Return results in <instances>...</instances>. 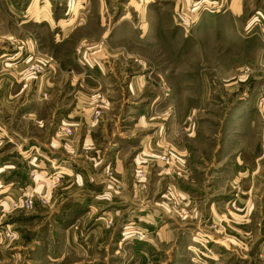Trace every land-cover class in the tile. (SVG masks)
Instances as JSON below:
<instances>
[{"label": "rangeland", "instance_id": "1", "mask_svg": "<svg viewBox=\"0 0 264 264\" xmlns=\"http://www.w3.org/2000/svg\"><path fill=\"white\" fill-rule=\"evenodd\" d=\"M242 2L244 12L236 16L238 0H0V152L16 143H49L57 135L64 153L46 155L57 160V155L82 154V160L103 174L108 191H133L142 197L155 192L158 202L179 220L191 216V201L174 190L177 185L172 187L169 178L190 190L185 179L193 166L167 148L169 139H175L170 136L184 133L182 140L190 152L207 161L206 169L193 175L194 187L201 192L209 185H224L225 177L216 181L217 172L233 163L240 152L253 174V225L244 229L236 223L244 232L234 231L235 240L229 245L235 253L223 245L217 252L225 258L222 264H230L234 257L247 264L242 256L248 253L245 245H251L255 264H264V0ZM195 4L203 5L197 14L192 11ZM187 11L189 21L182 16ZM38 21L44 22L37 25ZM82 71L101 81L99 94ZM142 79V93H131L132 80ZM99 109L102 113L97 116ZM76 111L90 113L91 122L74 119ZM105 112L108 131H91L85 140L86 125L98 128ZM132 112L155 116L147 122L160 127L147 126L142 131L134 126L137 120L131 118ZM111 123H115V133ZM158 128L160 139L165 136L164 145L144 150L140 140ZM112 140L122 145L125 140L121 152L123 159L126 154L125 174L112 160L116 147L109 144ZM64 144L71 146L69 151ZM35 154V161H46ZM36 170L29 167L27 176L15 170L11 176L17 173L21 183L25 179L36 183ZM229 172L226 169V177ZM242 186L235 185L238 193ZM28 192L34 205L29 209L11 206L14 218L0 222V264H47V254L33 242L48 236L50 232L45 231L50 224L56 225V219L60 222L63 217L69 224L76 217V203L70 204L69 212L49 215L46 210L62 205L58 198L42 202L44 195L35 189ZM233 204L229 210L237 212L238 205L233 209ZM221 208L228 210V206ZM84 225L79 222L74 231L82 232ZM108 225H114L112 219ZM140 233L143 239L137 231L134 239L146 241L148 231ZM192 242V247L185 240L180 243L176 264H210L203 252L207 251ZM109 260L94 264L121 261Z\"/></svg>", "mask_w": 264, "mask_h": 264}, {"label": "crops", "instance_id": "2", "mask_svg": "<svg viewBox=\"0 0 264 264\" xmlns=\"http://www.w3.org/2000/svg\"><path fill=\"white\" fill-rule=\"evenodd\" d=\"M243 9L244 4L242 0H238L237 7L233 13L236 16H240L244 12ZM38 22L36 23L37 25L44 21ZM250 25L251 23H249L248 29L250 27L252 29V26H254ZM98 69L101 70L99 67ZM82 72L85 79L88 78L94 82L95 93L96 95L99 94V91L102 89L101 81L88 75L87 71ZM97 78L99 79V77ZM84 84L87 87H91L90 83L86 81ZM144 84L145 81L143 79L138 82L136 81V83L132 80L131 86L128 87L130 88L129 91L134 94L142 93ZM139 111L141 112L142 108ZM72 114L74 115V119L81 120L85 118V120H89L90 122L92 120L91 114L87 112L76 111V113ZM131 114L133 115L131 118L137 120L134 126L141 127L142 131L146 130L147 126L149 129L157 126L160 127L159 123H153L151 126V123L147 122L154 119L155 116L150 118L145 113L136 115V112H132ZM108 116V113L104 114L102 123L98 128H93L90 124L86 125L85 140L91 136V131H101L103 133L108 131ZM111 125L113 133L115 123H111ZM178 134L170 136V138L174 136L175 139H169L167 148L174 150L175 153L177 152V155H181L193 166L189 175L190 177L185 179V185H189L191 188L190 190H186L185 188L183 190L179 186L180 184H177L178 182L176 184L172 183L171 180L173 178H169V180L171 186L177 185L174 187L176 192H183L184 195L186 194V196L190 197L191 216L187 220H179L176 215L170 213L171 211L166 205H161L158 202L155 192L150 197H148L150 192L146 197H142L139 193H134L133 191L122 193H116L112 189L108 191L107 181L103 177V174L98 173L96 170L94 171L91 165L87 163V160H82L80 158L82 154L57 155L59 158L57 160L46 155L45 153L49 152L51 154L57 152L64 153V150L60 148L62 142L59 144L56 138L57 135H55L52 136L49 143H33L30 146L26 143H16L9 149H4L0 152V222L2 218H14L13 212H10L11 201L17 197L18 193L35 189L36 192L41 193L48 200L51 197H57L58 204H62L58 208L57 205L53 211L46 210L45 214L51 215L54 211L58 214H63L64 212H69L71 205L74 203L77 205L76 213H74L76 217L73 222L71 221L72 223H64L63 217L60 222L56 219V225L50 224L49 228L45 231L51 234L48 233V236L41 239L42 245L40 244L41 241L33 242V244L38 246L37 250L41 249V253L47 254V264H65L70 259H74V261L68 264H94L99 261L103 262L106 258L109 259V257L110 262H114L116 258L121 259L118 262L120 264H176L180 243L185 240V244L192 247V239L195 242H199L207 251V253L203 252L210 258V264H222L225 258L217 252V248L223 245L228 250L227 252L232 250V254H234L236 251L235 247L233 246L232 248L229 245L232 244L230 243L231 241L235 240L234 231L239 232L242 230V234L245 227L247 229V226L251 227L253 225L251 213L253 210L254 181L253 178L251 179L250 165L242 161L240 152H238V156H236L233 163L222 168L221 172H217L216 181L219 178L223 180L225 177L224 185H209L207 191L201 192L198 188L194 187L196 183L194 182L193 175L195 173H202V170L206 169L207 161L203 156L195 157L194 153L190 152L182 140L184 133ZM2 136V133H0V139L3 138ZM107 136L108 133L106 134ZM164 137L163 140L160 139V129L158 128L152 134L143 136L140 143L144 146V150L158 149L161 143L164 145ZM109 144L116 146L115 151H112L114 155L112 156V160L114 159L115 163L117 162L116 166L118 164V170L120 172L124 171L125 174L126 154L124 155V159L121 154L123 150L122 146H126L125 140L124 145L122 143H115L113 140ZM97 145L100 146V144ZM64 146L66 151H69L71 148V146H66L65 144ZM107 150L108 148H105L104 152ZM100 151L103 152L102 150ZM4 153H8L7 156ZM35 153L43 156V158L45 157L46 161L44 159L35 161L37 158ZM122 162L124 163V169L121 165ZM222 162L223 160L220 164ZM27 167L28 169L30 167L31 170L37 168L36 171L39 179L36 183L30 179L28 181L25 179L24 183L17 180L16 174L19 171H21L20 174L24 173V176H27ZM226 169L230 171L227 177L225 176ZM15 170H17V173L11 176ZM49 173H55V175L63 174L55 186L51 181L55 175L53 174L54 176L50 177L48 176ZM247 179L248 182L246 181ZM241 183L243 184V188L242 190L240 189L241 193H238L239 191H236L235 185H240ZM245 184L248 187L244 186ZM232 202L238 205L237 212L229 210ZM64 205L67 209L64 208ZM224 206H228L227 212H224V209L221 208ZM58 214L55 213L57 217L60 216ZM109 219L113 220L114 225L112 227L108 225ZM79 222L85 224L82 232L74 231L73 226L78 225ZM12 223L16 222L13 221ZM236 223L242 224L244 229H238L235 226ZM54 229H56L55 232H53ZM142 230L148 231V239L146 241L134 239L133 233L136 231L142 232ZM116 232L117 234H115ZM24 243L26 244L25 241ZM245 246L248 253L242 256L243 262L247 261V264H255L257 261L256 253L253 250H249L252 249L251 245L246 244ZM109 248L112 254H110ZM2 249L3 247L0 246V250ZM238 250L241 253V250ZM32 252L34 254L37 253L36 248ZM99 255L100 257L105 256V259L102 260V258L97 257ZM240 263H242L241 259L235 257L230 262V264Z\"/></svg>", "mask_w": 264, "mask_h": 264}, {"label": "built area", "instance_id": "3", "mask_svg": "<svg viewBox=\"0 0 264 264\" xmlns=\"http://www.w3.org/2000/svg\"><path fill=\"white\" fill-rule=\"evenodd\" d=\"M196 5H198V6H196ZM202 7H203L202 4H195L192 11L195 14H197L200 11V8H202ZM189 12L190 11H187V13L182 14L183 18L186 21H189V17H188ZM101 113H102L101 109L96 111L97 116L101 115ZM68 130L71 131L70 129H68ZM60 178H61V175H59V174L55 175L52 178L51 181L53 182L54 186L59 182ZM41 200H42V202L48 201V199L46 197H43V196L41 197ZM34 203H35V200H34L33 196L30 194V192L23 191L19 196L12 199L11 206L13 209H29L34 205ZM232 208L236 209L237 208L236 204H233ZM5 233H7L9 235L8 231H5ZM138 233L141 235V236L138 235L139 238L143 239V235L140 232H138Z\"/></svg>", "mask_w": 264, "mask_h": 264}]
</instances>
